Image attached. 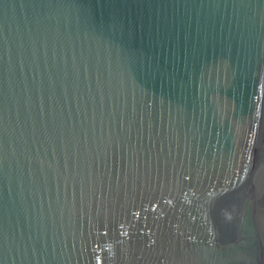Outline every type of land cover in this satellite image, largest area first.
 <instances>
[{
  "label": "water",
  "instance_id": "water-1",
  "mask_svg": "<svg viewBox=\"0 0 264 264\" xmlns=\"http://www.w3.org/2000/svg\"><path fill=\"white\" fill-rule=\"evenodd\" d=\"M0 264H264V0H0Z\"/></svg>",
  "mask_w": 264,
  "mask_h": 264
}]
</instances>
